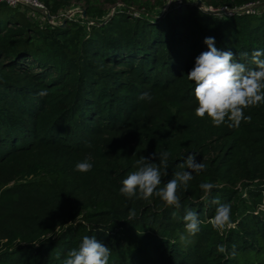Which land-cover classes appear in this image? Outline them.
I'll use <instances>...</instances> for the list:
<instances>
[{
  "label": "trees",
  "instance_id": "obj_1",
  "mask_svg": "<svg viewBox=\"0 0 264 264\" xmlns=\"http://www.w3.org/2000/svg\"><path fill=\"white\" fill-rule=\"evenodd\" d=\"M39 1L51 15L73 2ZM117 1L86 0L95 24L62 28L43 27L32 20L40 13L0 0V264H63L86 235L111 248L109 264H264V103L245 109L251 122L213 126L195 115L187 79L208 50L206 37L238 60L248 52L241 62L255 68L264 8L227 17L185 1L154 16L168 0H120L125 9L104 21L103 4ZM256 2L264 0L208 5ZM135 5L144 12L131 13ZM144 92L150 101L138 99ZM164 151L171 156L160 187L188 154L205 166L187 190L178 188L179 209L119 193L136 159L159 163ZM85 159L91 171H76ZM204 182L215 185L207 199ZM216 197L231 206L232 226L222 231L209 223ZM189 209L203 221L195 234L185 229Z\"/></svg>",
  "mask_w": 264,
  "mask_h": 264
},
{
  "label": "clouds",
  "instance_id": "obj_2",
  "mask_svg": "<svg viewBox=\"0 0 264 264\" xmlns=\"http://www.w3.org/2000/svg\"><path fill=\"white\" fill-rule=\"evenodd\" d=\"M204 43L207 51L201 52L195 59L194 67L187 73V79L194 82V96L197 101L195 115L199 118L207 115L213 126L227 124L229 127H239L241 122H251L252 117L245 115V109L264 103V50L251 52L250 63L255 68H249L241 60H247L248 52L239 53L240 59L231 51H221L215 46L214 37H206ZM41 97L48 95L47 89L38 92ZM139 100L150 101V93L144 92ZM91 147V144H86ZM153 155H156L154 153ZM159 163L150 162L148 158L140 156L134 162V171H131L122 180L119 193L129 199L148 200L158 197L165 207L179 209L180 197L177 190L181 186L187 190L189 181L193 179V172L204 169L202 162H197L196 153L188 154L186 159L177 167L180 169L173 173L163 187L162 176H167L169 151L158 153ZM92 164L85 159L75 165L78 172H89ZM188 169V170H185ZM207 199L215 187L210 182L199 185ZM216 205L215 215L209 220L213 228L222 231L226 226L231 227V206L221 202L219 197L212 199ZM173 217L176 213H172ZM136 216L135 210L129 212V219ZM185 229L190 234L200 231L203 223L196 211L186 210L183 217ZM220 252L225 251L224 245H219ZM111 248L107 247L95 236H84L77 248L69 250L63 264H109Z\"/></svg>",
  "mask_w": 264,
  "mask_h": 264
},
{
  "label": "rangeland",
  "instance_id": "obj_3",
  "mask_svg": "<svg viewBox=\"0 0 264 264\" xmlns=\"http://www.w3.org/2000/svg\"><path fill=\"white\" fill-rule=\"evenodd\" d=\"M141 3H147L149 2V0H140ZM185 1H191L194 2L197 6H199L200 8H202L204 11H212L214 10V8L210 7V5H208V3L210 2V0H198V1H194V0H168L166 7L161 11L160 8H156L153 10V12L151 13L154 16H157L158 14H165L166 11L169 8H173L174 6H176V4H182V2ZM202 1V2H200ZM152 4H154V2H152ZM86 0H73L72 2V7L69 9H60L59 11H57V13L55 15H51V13L48 11V9L46 8L48 14L52 17V18H56L54 20L53 23L58 24V26H64V22H66V26L67 23L69 21H81L84 22L85 25H93L95 24V22L92 19H88L87 15H86ZM102 9L106 12L105 14V19H103L104 21H108L109 18L111 16H113L115 13L120 12L122 9H125V5L122 3V1L118 0L116 5H110V4H103ZM225 8H221L218 9V12H222L220 13L218 16H226L224 10ZM216 10V9H215ZM131 13H133L134 15L138 16L141 13L144 12L143 8H140L138 5H135L131 8ZM161 12V13H160ZM67 16V18H61V16ZM32 20L36 23H38L39 25L46 27V26H54L52 24L49 23V21L44 18L43 16L40 15H35L32 16Z\"/></svg>",
  "mask_w": 264,
  "mask_h": 264
},
{
  "label": "built area",
  "instance_id": "obj_4",
  "mask_svg": "<svg viewBox=\"0 0 264 264\" xmlns=\"http://www.w3.org/2000/svg\"><path fill=\"white\" fill-rule=\"evenodd\" d=\"M1 1H6L10 6L14 8H17V7H22L23 9L28 8L35 12H37L36 10H39L40 12L38 13H40L41 16L46 18L50 24L54 26H58V24L53 23L56 18H52L48 14L46 7L39 0H12V1L1 0ZM194 1H198V0H194ZM263 8H264V3L256 2V3H251L241 8L234 9V10H229L228 8H225L223 10L226 13L225 15L227 17H232L233 15L239 14V13L256 14V13H259ZM212 12H218V11L217 9L216 10L214 9L212 10ZM61 18L64 19V18H67V16L62 15Z\"/></svg>",
  "mask_w": 264,
  "mask_h": 264
},
{
  "label": "water",
  "instance_id": "obj_5",
  "mask_svg": "<svg viewBox=\"0 0 264 264\" xmlns=\"http://www.w3.org/2000/svg\"><path fill=\"white\" fill-rule=\"evenodd\" d=\"M7 1H12V0H7ZM36 11H37V12H40L39 10H36ZM208 12L213 13V14H215V15H219L220 13H222V12H212V11H208ZM66 22H67V21L64 22V26H62V28H65V27H66Z\"/></svg>",
  "mask_w": 264,
  "mask_h": 264
}]
</instances>
